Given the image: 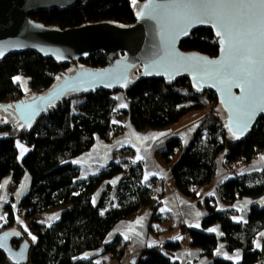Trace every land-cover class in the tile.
Wrapping results in <instances>:
<instances>
[{
	"label": "trees",
	"instance_id": "obj_1",
	"mask_svg": "<svg viewBox=\"0 0 264 264\" xmlns=\"http://www.w3.org/2000/svg\"><path fill=\"white\" fill-rule=\"evenodd\" d=\"M136 2L141 5L144 0ZM136 12L133 0H88L71 8L35 12L29 15V20L61 31L105 22L130 26L135 23ZM179 48L184 53L208 58L218 56L217 39L209 29L192 32L180 42ZM77 66L97 69L106 66V62L103 54L96 53L78 61ZM71 67L30 52L7 57L0 62V106L45 93L62 74H72ZM16 76L29 81L27 94L14 83ZM131 79L124 92L69 94L39 117L30 132L18 130L12 120L0 123V183L10 175L13 192L25 173L30 179L27 193L16 209L11 205L3 207L5 217L0 225V233L17 230L21 234L12 248L18 249L23 242L28 245L25 264H97V257L104 254L115 264H130L133 259L134 264H177L172 256L183 248V239L145 246L134 253L128 252L127 242L120 236L106 242L115 225L134 219L142 208L148 211V233H155V225L165 218L160 211L164 196L162 180L145 181L142 165L133 160L111 162L97 174L82 178L73 163L97 140L109 144L119 136L122 131L119 122L123 119L138 132L159 131L176 125L185 116L200 113L202 122L186 147L174 137L157 152L166 165L171 164L177 191L195 199L199 189L215 180L220 167L231 173L219 185L223 190V203L232 206L239 200L264 195V168L243 175L236 172L238 167L248 165L263 152L264 118L257 121L247 137L234 141L224 129L222 110L213 92L193 93L185 77L172 84L141 79L139 68L131 72ZM116 94L123 95L126 110L116 108ZM112 113L117 116L114 120ZM18 143L27 149L21 160L17 156ZM176 151L180 155L172 161ZM129 161H133L132 166ZM117 176L121 178L114 187L107 184ZM103 187L95 201V195ZM207 208L208 214L200 230L179 227L189 247L211 258L210 264H257L264 259V236L261 235L264 233V204H251L243 223L233 219V210ZM50 210L59 212L49 223L35 220L37 215ZM215 225L220 228V237L206 232ZM220 242H225L228 252L240 251V261L215 258L213 252ZM0 264L12 263L0 253Z\"/></svg>",
	"mask_w": 264,
	"mask_h": 264
},
{
	"label": "water",
	"instance_id": "obj_2",
	"mask_svg": "<svg viewBox=\"0 0 264 264\" xmlns=\"http://www.w3.org/2000/svg\"><path fill=\"white\" fill-rule=\"evenodd\" d=\"M86 1L88 0H0V52H3L0 62L9 56L30 52L73 66L72 74H62L61 79L45 93L0 106V110L9 116L18 130L30 132L39 117L69 94L126 91L132 82L131 72L136 68L140 70L141 79H155L172 84L178 78L185 77L189 80L193 93L199 95L204 91L213 92L225 114L224 129L234 141L247 137L257 121L264 118V112H258L247 129L241 131L237 122L242 123L244 117L230 113L229 94L224 91L225 85L221 81L227 76L223 70L224 65L232 61L221 51L217 29L211 24L196 23L190 26L188 35L178 36L174 40L170 49L172 55L165 53L160 29L163 26L168 31L171 12L164 8L144 6L167 5L172 0H144L141 5H135V23L130 26L105 22L61 31L29 20V15L35 12L71 8ZM148 13H152L156 19L150 18ZM199 29L212 31L217 39V57L208 58L180 50V42ZM96 53L103 54L106 66L97 69L77 66L78 61L87 60ZM204 61L219 63L204 64ZM242 94L240 88H231V96ZM229 126L239 138L233 136ZM20 238L21 234L17 230L0 233V243L4 245L0 247V253L12 264H25L27 261L29 247L25 242L16 250L12 248V243ZM134 263L135 259L131 260L130 264Z\"/></svg>",
	"mask_w": 264,
	"mask_h": 264
},
{
	"label": "crops",
	"instance_id": "obj_3",
	"mask_svg": "<svg viewBox=\"0 0 264 264\" xmlns=\"http://www.w3.org/2000/svg\"><path fill=\"white\" fill-rule=\"evenodd\" d=\"M16 77H19L20 79H13L14 83L18 84L23 93L27 94L29 92V81L20 76ZM115 99L116 108L118 110L127 109V107H120L121 103L127 105V102L122 94H116ZM193 114H191V118L187 121V123L185 122L180 124V121L182 120L181 119L179 123L172 126L178 127L175 128V130H171L172 127L159 131L145 130L142 131L145 132L144 137L138 136L137 131L130 125L127 119L120 120L119 124L122 126V130H125L124 132L121 131L119 136L113 139L109 144L97 140L94 146L87 153L73 161V163L78 167L79 172L84 170L86 173L88 172L86 171L87 167H90V169H92L89 172H92L91 175H94L97 174L107 164L111 162H118L119 155H121L124 156L122 160H133L134 162L142 165L143 178L145 181L150 179L163 181L164 196L162 198L161 207L163 211H160L165 218L161 223L155 225V233H148V211L142 208L139 210L134 219L130 221H123L115 225V227L109 233L106 242H110L116 236H120L127 242L128 252L134 253L138 249L148 246L149 244L152 246L161 245L167 241L176 240V237H180V239H183V248L174 253L172 256V259L177 264L211 263L212 259L205 256L201 250L189 247L188 239L186 235L180 234L179 227L184 225L196 230L201 229V222L208 214V208L206 205L207 201L215 199L217 188L223 181L231 176V173L223 171L219 167L215 180L210 185L199 189L196 192L195 199L192 200L182 196L177 191L171 170L169 167L167 169L162 166L163 161L157 153L158 150L161 149L171 138H179L183 147L187 146L192 141L195 131L202 122L201 117L195 115L197 113ZM9 120L11 119L9 118ZM161 133L165 135H160ZM138 156L143 157V159L137 160ZM178 157L172 159V161L176 160ZM263 168L264 156H258L248 165L238 167L236 172L243 175L252 172H259ZM79 176L81 177L80 174ZM120 178L121 176H117L107 184H110L112 187H114L119 182ZM3 187L4 199H2L0 203L3 206L8 202L12 204L14 202L13 198L16 192L14 191L13 194L10 193V195H8V191L11 187V176L5 180ZM102 189H104V187L101 188V190L95 195V201L100 196ZM209 193L213 194L209 195ZM254 203L263 205L264 195L256 198H245L239 200L232 206L223 203L221 200H217L215 203V210H233V219L237 222L243 223L246 221L249 206ZM137 220H140L139 224L136 223ZM130 229L132 231H130ZM210 229L214 231H210ZM206 232L215 234L218 237L222 235L218 225L208 228ZM137 233L139 235H136ZM125 235L129 236V239L126 240L124 238ZM213 256L215 258L223 257L236 263L240 261L241 252H228L225 247H218L213 252ZM96 262H98V264H115L113 259L107 254L97 257ZM257 264H264V259Z\"/></svg>",
	"mask_w": 264,
	"mask_h": 264
},
{
	"label": "snow or ice",
	"instance_id": "obj_4",
	"mask_svg": "<svg viewBox=\"0 0 264 264\" xmlns=\"http://www.w3.org/2000/svg\"><path fill=\"white\" fill-rule=\"evenodd\" d=\"M135 3L136 0H133L134 5ZM144 7L164 8L165 11L171 12L168 31L166 32L163 26L160 29L161 42L165 53L169 56L172 55L170 49L174 40L178 36L188 35L190 26L196 23H209L217 29L216 35L220 38L221 51L232 61L224 65L223 70L227 76L221 81L225 85L224 91L229 94L231 105L229 111L244 117L242 123L240 121L237 123L241 131L246 130L253 117L258 112H264V0H172L167 5L148 4ZM140 14L144 15L143 12ZM148 16L156 19L152 13H148ZM2 55L3 52H0V56ZM203 63L219 62L204 61ZM19 79V77L14 78V80ZM232 87L240 88L243 94L231 96ZM120 107L127 105L121 103ZM114 123L118 122L114 121ZM229 131L234 137L239 138L231 126ZM18 147L22 146L18 145ZM142 159L141 156L137 157V160ZM136 223L139 224L140 220ZM210 231L214 230L210 229ZM261 235L264 236V233ZM124 238L127 240L129 236L125 235ZM32 239L36 238L33 236ZM3 246V243H0V247Z\"/></svg>",
	"mask_w": 264,
	"mask_h": 264
},
{
	"label": "rangeland",
	"instance_id": "obj_5",
	"mask_svg": "<svg viewBox=\"0 0 264 264\" xmlns=\"http://www.w3.org/2000/svg\"><path fill=\"white\" fill-rule=\"evenodd\" d=\"M139 3L136 2L135 5H138ZM134 5V4H133ZM134 5V7H135ZM73 69L72 67L69 69V72H72ZM193 114V113H192ZM194 115V114H193ZM196 116H200V113H197L195 114ZM221 117H224L225 114L224 112L222 111L220 113ZM191 118V114L188 115V116H185L181 121H180V124L181 123H187V121ZM9 120V116L4 114L1 110H0V123L1 122H4V121H8ZM10 121V120H9ZM175 128H178V127H172L171 130H175ZM123 132L125 131L124 129L122 130ZM137 134L138 136L140 137H144V134L145 132H138L137 131ZM18 145H21L22 147H18L17 146V156H18V160H21L24 155L26 154V149L25 147L22 145V144H18ZM186 147V146H185ZM26 150V151H25ZM21 153H23V155H21ZM180 155V152L176 151L175 153V156L178 157ZM175 156L172 157V159L176 158ZM261 156V155H260ZM124 156H121L119 155V158H118V162H120L122 160ZM157 159V158H156ZM159 159V158H158ZM175 161V160H174ZM162 166L164 168H167L169 167V169H171V164L169 166H167L164 162L162 164ZM92 169V168H91ZM90 167H87V170L88 172H84V170H81L79 172V174L81 175V177H84V176H89L91 175L92 172H89L90 170ZM86 176V177H87ZM10 178V175L6 176L5 178L2 179L1 183H0V201L2 199H4V192H3V184L5 182L6 179ZM29 185H30V179H29V176L27 173H25L22 178H21V181L20 183L17 185V187L13 190V192L15 191V195H14V202L11 204L10 202L6 203L5 205H11L13 209H16L19 201L21 200V198L24 196V194L27 192L28 188H29ZM13 192L11 190L8 191V195L13 194ZM6 193H7V190H6ZM10 197V196H9ZM4 205V206H5ZM1 203H0V217H3V219H0V225L2 224L3 220H4V217H5V214L3 212V207H4ZM59 211L58 210H50V211H47V212H44V213H41L39 215L36 216L35 220H37L39 223H49L51 220H53L55 217H56V214L58 213ZM257 244L259 245V242L256 241V247L258 248L259 246H257Z\"/></svg>",
	"mask_w": 264,
	"mask_h": 264
},
{
	"label": "built area",
	"instance_id": "obj_6",
	"mask_svg": "<svg viewBox=\"0 0 264 264\" xmlns=\"http://www.w3.org/2000/svg\"><path fill=\"white\" fill-rule=\"evenodd\" d=\"M116 117H117V116H116V113H112V114H111V118H112L113 120L116 119ZM261 156H264V150H263V152L261 153ZM128 163H129V166H132V165H133V161H129ZM222 195H223V190H222L221 187H218L217 190H216V197H215V199L208 201L207 204H206L207 207H209V208L214 207L216 201L222 199ZM225 246H226L225 242H220V243H219V247H223V248H224Z\"/></svg>",
	"mask_w": 264,
	"mask_h": 264
}]
</instances>
